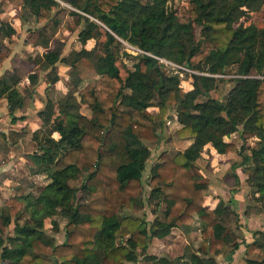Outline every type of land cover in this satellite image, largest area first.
I'll return each instance as SVG.
<instances>
[{
    "label": "trees",
    "instance_id": "trees-1",
    "mask_svg": "<svg viewBox=\"0 0 264 264\" xmlns=\"http://www.w3.org/2000/svg\"><path fill=\"white\" fill-rule=\"evenodd\" d=\"M60 1L76 10L69 13L81 24V44L91 38L97 42L90 50L71 48L63 55L65 41L56 40L46 52H24V58L14 55L11 69L0 75V99L6 98L10 113L22 107L25 96L17 86L24 76L32 87L41 71L53 85L59 80L60 64L67 67L72 86L60 99L48 98L38 113L41 125L32 139L41 152L31 154L30 171L45 174L48 182L36 195L21 193L0 205L2 226L14 224L12 235L5 237L0 229V260L125 264L141 257L146 264H176L178 259L150 254V240L165 237L173 228L189 234L195 217L201 238L199 254L191 253L183 264H216L208 254H232L238 246L239 214L223 200L214 208L206 206L208 183L195 161L207 144L219 154L240 156L241 161L232 165L222 181L235 192L239 183L235 168L251 167L247 181L261 205L258 212L264 213V22L262 27L239 22L260 10L264 0H188L185 22L168 6L169 0ZM22 6L43 22L46 12L60 4L23 0ZM195 26L200 27V40L195 38ZM33 31L29 30L25 41L48 48V26L36 31L42 35L40 40ZM14 33L10 24L0 26V62L11 55L3 39ZM122 41L145 53L127 50ZM205 41L210 48L201 50ZM146 53L212 76L187 74L192 88L181 92L180 77L165 72ZM230 66L234 67V77L229 79L233 87L223 97L217 82L224 80L221 76ZM81 104L89 109V116L80 112ZM56 107L65 116L64 121L53 122L57 139L43 130L53 120ZM169 108L180 125L174 136L192 142L173 155L161 152V160L151 166L147 202L155 210L163 208L161 219L147 227L144 218L124 210L142 203V177L150 157L146 142L159 141ZM234 132L258 138L249 156L243 154V146L223 140ZM78 178L79 185L72 186L70 182ZM24 213L28 218L20 221ZM56 213L66 220L61 243L43 227V220ZM254 235L257 238L246 243L248 255L260 247L259 239L264 241L263 232ZM246 264H264V257L248 259Z\"/></svg>",
    "mask_w": 264,
    "mask_h": 264
},
{
    "label": "crops",
    "instance_id": "crops-1",
    "mask_svg": "<svg viewBox=\"0 0 264 264\" xmlns=\"http://www.w3.org/2000/svg\"><path fill=\"white\" fill-rule=\"evenodd\" d=\"M21 1L23 5V0ZM12 3V0H0V26L2 24L8 23L15 29V33L12 35V38L6 37L3 39V43L11 50V55L0 62V75L6 70L11 69L14 55H17L20 58H24V52H30L34 55L36 52H33V48L39 46L33 45L32 43H27L25 41L29 30L33 28L28 29L27 33L25 32L24 34L22 33L20 26H17L18 24L20 25V19L16 16L9 18L8 11L12 10L9 13H14V6ZM11 5L12 8H10ZM10 19H12L14 23L9 22ZM9 38L11 42H9ZM59 40L65 41L63 55L73 48L71 47L68 51L64 52L68 40L66 41L65 38H60ZM87 41L84 45L79 42V47L73 49L79 50L83 46L85 49L90 50L96 45L95 42L92 47L88 48L86 46ZM53 47L54 46H52L50 42V47H43V52L53 49ZM58 67L59 80L55 84L50 85L45 81V79H39L38 83L40 80H42L43 85H45L42 86L43 89H48L53 86L58 87L61 89V93L63 95L64 92L68 88H72V86L70 85V81L68 80V75L66 73L67 67L60 64H58ZM184 82H188L186 85H189L185 91L192 88L191 80L186 79ZM38 83L31 87L27 76L23 77V79L18 83L17 87L18 90L25 96V99L23 101L22 107L16 109L12 113L9 111L6 98L0 99V201L3 202L0 205H3L6 199L21 194L18 191L16 192V190H20L22 187L20 184H18V181L22 177H27L30 184H36L35 177L42 176L45 180L44 184L39 186V191L48 182L45 174H32L30 171V167L33 164L30 159L31 154H40L41 152L39 147L36 145V142L32 139V133L41 125V119L38 113L44 109L47 99L49 98L45 97L44 99L43 95L42 100L40 99L39 101V98H41L40 94H43V92L41 91V86L38 85ZM85 83L86 82H84V84ZM27 92H30V95L27 94ZM84 109H87L88 112L84 111ZM80 112L87 116L90 115L89 109L85 104L80 105ZM58 120L64 121L65 116L61 115L58 108L56 107L53 114V120L43 129L47 135L55 139L59 137L58 133L54 131V129L50 133L48 131L46 132V128L53 125V122ZM171 124L173 127H175V130L180 127L175 119L174 111L168 112L165 116V123L161 130V136L165 135L163 130H165V128L167 129V127ZM229 136H224L223 140L234 143V141H232ZM169 137L171 138V135ZM172 137L173 139L171 138L169 143L171 142L182 145V147L179 149L180 151L184 150L192 142L191 139H178L175 136ZM166 141H168V139ZM33 145L37 146V150H31ZM238 157L239 156L235 153L219 154L211 144H207L203 148L201 156L195 161V164L199 167L201 174L208 183L205 196L206 206L209 208H214L219 200H223L227 205L238 211L240 218L239 227L235 230V239L238 243V246L233 251V253H224L219 255L208 254V257H214L216 264H246V260L248 259L260 261L264 257V241L260 239V247H257L253 255H248L246 252V243H250L257 238V235H254V232L264 233V213L244 214V211L246 210V207L249 205V203L244 194L245 187L243 186V179L241 178L243 175L241 166L237 165L235 168V173L238 175L240 180V185L237 187L235 192H230V187L222 183V177L230 172L232 165L234 163H239L236 162L238 161ZM155 211L156 210L154 207L153 212ZM150 214L153 215L152 213ZM145 220L147 221L146 218ZM194 237L197 239L195 240ZM200 240L199 221L198 218L195 217L192 222V230L189 234L184 233L178 228H173L171 229L170 233L163 238L152 237L148 252L155 256L166 255L170 259H178L176 264H183L189 260L191 253L195 252L199 254L197 248L199 246Z\"/></svg>",
    "mask_w": 264,
    "mask_h": 264
},
{
    "label": "rangeland",
    "instance_id": "rangeland-1",
    "mask_svg": "<svg viewBox=\"0 0 264 264\" xmlns=\"http://www.w3.org/2000/svg\"><path fill=\"white\" fill-rule=\"evenodd\" d=\"M12 1H13L12 4L14 6L13 7L14 13H9L12 11V10H9L8 16H9V18L16 16L20 19V25L18 24L17 26H20L22 33L25 34V32L27 33L28 29L33 28V29H35V31H33L34 38H37V40H40V39H42V35L39 34L37 36L36 31L38 30V28H41L42 26L46 25V26H48V31L46 33V37H51V45L52 46L55 45L56 40H59L60 38H65L66 41L67 40L68 41H67V45L64 49V52L68 51L71 47H73V48L79 47L80 41L78 39V31L81 28V24L78 26L76 23L77 22L76 18L71 13H69L70 10H75L74 8L69 7V5H67L63 1H61L62 3L59 2L60 6L52 7L51 11L46 12L47 13L46 14L47 20H45L43 22H37L35 20L34 15L31 14L27 8H24L23 6L21 7V5H22L21 0H12ZM168 6L172 10H175L180 21L185 22L188 20V0H169ZM10 8H12V5ZM91 19H93V18H91ZM9 22L12 23L13 20L10 19ZM239 22H242L243 24L253 23L258 27H262L263 22H264V5L260 8V10L255 11V12H250L248 15L243 16ZM98 24H100V23L98 22ZM100 26L102 29H104V30L106 29L105 26H103L102 24H100ZM200 32H201L200 27L195 26V38H196V40H200V38H201ZM11 38H12V36H11ZM103 39H104V37L102 36L101 41H103ZM9 42H11L10 38H9ZM95 42H97L96 39L91 38L90 40L87 41L86 46L88 48H90L95 44ZM48 47H50V44ZM98 48L100 50H102L101 42L99 43ZM126 48L130 49L129 46H126ZM206 48H210V44H209V42L205 41L201 44V50L206 49ZM43 50H44L43 47H40V46L33 48V52L41 53V52H43ZM127 64L129 66H131L132 60L128 59ZM233 70H234L233 66L228 67L226 73L221 76L224 80L217 82V89L222 93L223 97L225 96L227 91L233 87V82L229 80L230 78L234 77L233 76V73H234ZM38 73H39V79H44V75H43L44 73L41 71ZM180 79L182 80V81L180 80L181 81L180 82V89L182 92V91H185V89L189 86V85H186V84H188V82L187 83L184 82V80L189 79V76H187V74H186L183 77H180ZM38 85L41 86V91L43 92V94H40L41 98H39V101H40V99L42 100L43 95H44V99H45V97H49L55 101L62 97L61 89H59L58 87L53 86V87H50L48 89H43L42 86H45V85H43L42 80H40ZM202 99H203V97H200L198 100H202ZM152 110L150 109V111H152ZM84 111L88 112L87 109H84ZM172 111H173L172 108L168 109V112H172ZM52 130H53V125L48 126L46 128V132L48 131L50 133ZM174 130H175V127H173V125L171 124L167 127V129L165 128V130H163L165 135L160 136L158 143L146 142V144L150 147V157L146 163V167H145V170L143 172V177H142L143 182H144V187H145V191H144L143 196H142V203L140 205H137L136 208H134V209H125L124 210V212L126 214L141 217L144 219L146 218L147 219V221H146L147 227H150L152 224H154L156 222V220L161 219V217H162L161 212H162V208H163V205H161L155 212H153V209L155 206L150 205L147 202V196H148L149 191H150V187L146 183L147 178H148L151 166L153 164H155L156 162H159L161 160L159 157L161 152L164 151V152H167L169 155H173L176 152L180 151L179 149L182 147V145L174 144L171 142L169 143L171 138L173 139L172 136H174L173 135ZM170 135H171V138L169 137ZM229 138H231V140L234 141V143L238 147L243 146L244 147V153L243 154L248 155V156L250 155V149L252 147H255L258 144V138L255 137L254 135H250V134L241 135V134H239V132H234L233 134H231L229 136ZM167 139H168V141H166ZM33 149L37 150V146L33 145L31 150H33ZM237 160L238 161H236V162H240L241 157L239 156ZM250 168L251 167H245V166L242 167L241 166V171L243 173L241 178L243 179L242 180L243 186L245 187V193L244 194H245V197L249 203V205L246 207V210L244 211V214H249V213L257 214V213H260L258 211L261 210V205L259 202L255 201L257 194H254V187L247 181L248 176L251 174ZM44 180L45 179L42 176H38V177H35V183L36 184H30L27 177H22L18 181V184H20L22 187L20 188V190H16V192L18 191L19 193H22V194L28 193V192L31 194H36L39 192V186H42L44 184ZM79 183H80V178L70 182V184L72 186H78ZM222 183H223V181H222ZM20 185H18V186H20ZM239 185H240V180H239L237 187ZM229 191H230V189H229ZM2 203L3 202L0 201V204H2ZM248 208H249V211L247 212ZM236 212L238 213L237 210H236ZM150 213H152L153 215H151ZM26 218H28V214L24 213V214H22V218L20 221H24ZM65 223H66V220L62 216H60L57 213L53 214L50 217L45 218L43 220L44 231L48 235L52 236L56 243H61V241H63L65 238V232H64ZM148 223H150V224H148ZM13 227H14L13 222H11L8 226H2L1 221H0V229H2L3 235L5 237L13 234ZM192 236H193V233H192ZM194 239L196 240L197 238L194 237ZM0 264H13V263L2 262L0 260ZM59 264H64V263H59ZM125 264H146V263L143 261V259L141 257H139V259L135 263L126 262Z\"/></svg>",
    "mask_w": 264,
    "mask_h": 264
},
{
    "label": "built area",
    "instance_id": "built-area-1",
    "mask_svg": "<svg viewBox=\"0 0 264 264\" xmlns=\"http://www.w3.org/2000/svg\"><path fill=\"white\" fill-rule=\"evenodd\" d=\"M57 1L62 3L60 0H57ZM123 44L125 45V47L129 46L130 49H128V48H126V49L131 51V52H134V53H145V52L139 50L138 48L133 47V46H131V45L125 43V42H123ZM146 54L154 57L158 61V63L163 66V69L167 73L176 74L179 77H183L186 74H201V75H205V76H212V74H209L207 72H198V71H195V70H192V69L188 68L187 66L172 62V61L167 60L165 58H162V57H159V56H155V55H152L150 53H146Z\"/></svg>",
    "mask_w": 264,
    "mask_h": 264
}]
</instances>
